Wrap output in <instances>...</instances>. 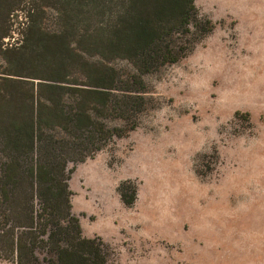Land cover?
<instances>
[{"label":"rangeland","instance_id":"1","mask_svg":"<svg viewBox=\"0 0 264 264\" xmlns=\"http://www.w3.org/2000/svg\"><path fill=\"white\" fill-rule=\"evenodd\" d=\"M195 3L213 32L143 76L139 127L69 180L83 235L113 249L108 264H264V0ZM126 180L132 207L118 191Z\"/></svg>","mask_w":264,"mask_h":264},{"label":"trees","instance_id":"2","mask_svg":"<svg viewBox=\"0 0 264 264\" xmlns=\"http://www.w3.org/2000/svg\"><path fill=\"white\" fill-rule=\"evenodd\" d=\"M213 30L195 0H0V261L109 263L110 244L84 236L72 212L74 168L136 130L143 76ZM137 190L120 184L124 205Z\"/></svg>","mask_w":264,"mask_h":264}]
</instances>
